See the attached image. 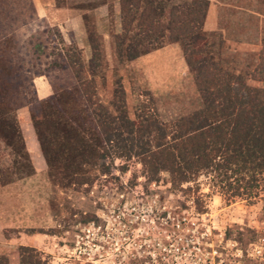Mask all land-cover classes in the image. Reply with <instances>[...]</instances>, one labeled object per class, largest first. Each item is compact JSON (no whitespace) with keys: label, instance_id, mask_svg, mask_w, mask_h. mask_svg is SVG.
<instances>
[{"label":"rangeland","instance_id":"1","mask_svg":"<svg viewBox=\"0 0 264 264\" xmlns=\"http://www.w3.org/2000/svg\"><path fill=\"white\" fill-rule=\"evenodd\" d=\"M155 1L163 8L157 16L162 30L143 48L159 47L132 61L116 52L118 13H109L105 40L93 15L87 13V33L96 32L100 43V56L93 61L83 48L66 44L58 28L38 18L32 0H0V57L20 64L32 100L16 111L22 136V111L35 130L31 113L41 110L36 76H47L53 94L78 87L69 68L52 64L62 61L70 47L79 52L80 73L94 79L95 97L116 126L121 114L137 119L142 103L149 99L156 115L140 136L128 129L118 131L112 141L104 142L100 136L108 152L102 156L95 152L81 164L78 173L92 178L81 185L74 183L68 170L49 167L41 147L40 160L26 149L30 160L26 162V156L0 135V185L5 183V195L0 193L5 225L0 264L1 257L5 264H19L20 245L35 247L46 264H264L263 186L250 197L227 200L202 174L190 183L198 184L192 195H201L204 211H200L192 195L170 187L166 171L150 180L139 161L143 150L169 139L160 122L202 106L194 81L196 69L188 66L183 43L170 41L168 35L169 8L192 0ZM211 4L208 22L194 38L195 47L204 48L201 61H218L249 85L264 88V81L253 76L264 40V0H212ZM86 109L87 127L96 128L90 108ZM101 146L95 148L101 151ZM24 161L27 166L20 165ZM31 168L34 172H28Z\"/></svg>","mask_w":264,"mask_h":264},{"label":"trees","instance_id":"2","mask_svg":"<svg viewBox=\"0 0 264 264\" xmlns=\"http://www.w3.org/2000/svg\"><path fill=\"white\" fill-rule=\"evenodd\" d=\"M208 3V0H192L189 4L172 5L168 11L169 39L183 43L184 58L191 70L196 69L194 81L202 106L170 122H160L169 139L143 150L139 161L150 180H157L159 173L166 171L170 187L188 195L199 189L198 184L193 187L190 183H196L204 174L225 199L250 197L258 193L259 187H264V88L249 85L240 74L225 70L218 61H201L204 48H196L194 38L197 40L201 31ZM162 11L155 0H120L122 29L115 37L119 58L131 60L159 47L143 48L145 41L153 42L160 34L162 29L157 16ZM88 39L91 60L95 61L100 56L96 32L88 31ZM71 48L64 52L62 61L52 64L68 65L78 87L63 89L39 100L41 110L37 113L33 110L31 114L49 167L68 170L74 183L81 185L92 182L91 177L78 173L81 164L95 152L101 156L108 152L102 145L103 140L112 141V136L122 129L140 136L156 120V115L150 110L152 100L149 99L142 103L137 119L121 114L120 126H116L108 109L95 97L94 79L82 77L79 52ZM19 66L0 57V135L15 152L26 156L28 162L16 111L32 100L25 89L28 76ZM253 76L264 81V40ZM81 97L87 101V106L83 105ZM86 108H90L96 128L87 127ZM97 144L102 145L101 151L95 148ZM26 162L20 165L27 166ZM28 172L34 170L31 168ZM192 196L199 210L204 211L201 195ZM85 219L89 220V216ZM1 258L5 264L6 258ZM19 264L46 262L35 247L20 245Z\"/></svg>","mask_w":264,"mask_h":264},{"label":"crops","instance_id":"3","mask_svg":"<svg viewBox=\"0 0 264 264\" xmlns=\"http://www.w3.org/2000/svg\"><path fill=\"white\" fill-rule=\"evenodd\" d=\"M208 1V9L204 19V23L206 21L208 22L209 15L211 13L212 0ZM32 2L37 17L45 18L49 26L58 28L66 44H76L77 46L83 48V53L88 60L92 58V49L86 30L88 21L87 13H91L93 15V23L95 25V28L99 35H103L104 40L109 36L108 33L103 32L105 26L109 27V13L111 11H115L116 13H118V26L120 29L117 30L118 32L113 36L114 45L115 37L118 33L121 32L122 29L120 0H32ZM149 53L150 51L142 55H147ZM134 59H131L129 61H132ZM63 67L69 68L71 70L68 65H65ZM74 80L77 84L75 77ZM34 83L38 99H44L53 94L54 88L51 82L48 80L47 76H36L34 78ZM22 118L25 119V121H23V125L21 124V129L23 132L26 149L30 153L31 157H36L40 160L42 153L40 150L37 135L33 126L30 125L29 119H26L24 111H22ZM0 193L5 195V183L3 185H0ZM2 210L3 207H1L0 209V236H2V238H5V225H3Z\"/></svg>","mask_w":264,"mask_h":264}]
</instances>
